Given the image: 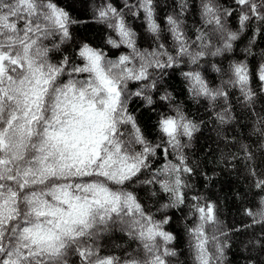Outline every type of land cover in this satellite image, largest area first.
<instances>
[{
    "label": "snow or ice",
    "instance_id": "obj_1",
    "mask_svg": "<svg viewBox=\"0 0 264 264\" xmlns=\"http://www.w3.org/2000/svg\"><path fill=\"white\" fill-rule=\"evenodd\" d=\"M174 223L264 264V0H0V264H181Z\"/></svg>",
    "mask_w": 264,
    "mask_h": 264
},
{
    "label": "trees",
    "instance_id": "obj_2",
    "mask_svg": "<svg viewBox=\"0 0 264 264\" xmlns=\"http://www.w3.org/2000/svg\"><path fill=\"white\" fill-rule=\"evenodd\" d=\"M89 39L92 40L94 43H102L103 41V30H100L98 33H90ZM260 49H256V52L259 53ZM239 52V50H238ZM241 57L243 53H240ZM173 86L176 88L177 91L180 90L182 87V82L179 79V75L177 74L176 77L172 81ZM182 101L187 100V106L190 108L191 113L193 116H203L204 111L201 109L199 112L196 110V105L193 101L187 98V96H182L180 98ZM236 131L243 135L241 129L237 127ZM215 132L212 130L211 124L208 128L203 129L202 133H198V143L196 141L193 142L194 149L199 151L200 146L209 143L208 137H215ZM255 139V138H253ZM255 148V145H253ZM202 158V153L200 154ZM217 158H220V151L218 150L216 153ZM257 156L259 157V152H257ZM211 159V158H210ZM212 165L210 164L209 167ZM220 168H223V164H220ZM223 188V191H221ZM247 190V182L243 177V174H236L233 172L231 175H228L227 172L224 174L218 175V181L216 186L212 189L216 196L219 197L220 200V208L222 210V219H224L229 225L233 223L239 224L242 220V209L244 205L241 203V200L237 196L238 192L246 191ZM173 228L177 229L181 233V243H180V252L182 255L179 256V261L181 264H192V260L188 251L187 246V237L183 236V228L180 224L174 223ZM117 243H122V241H116ZM233 252H236L234 248L232 251L228 253V260L232 262V264H245V261L241 258L246 253L243 252H236V255L233 256Z\"/></svg>",
    "mask_w": 264,
    "mask_h": 264
}]
</instances>
